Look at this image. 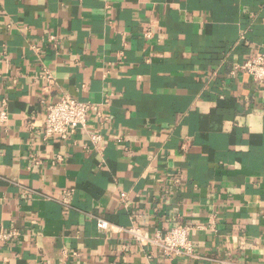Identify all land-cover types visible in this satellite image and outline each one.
<instances>
[{
	"label": "crops",
	"instance_id": "crops-1",
	"mask_svg": "<svg viewBox=\"0 0 264 264\" xmlns=\"http://www.w3.org/2000/svg\"><path fill=\"white\" fill-rule=\"evenodd\" d=\"M257 49L264 0H0V225L18 231L0 264H264V83L240 68ZM63 94L99 111L43 139ZM96 217L215 230L170 259Z\"/></svg>",
	"mask_w": 264,
	"mask_h": 264
},
{
	"label": "built area",
	"instance_id": "built-area-1",
	"mask_svg": "<svg viewBox=\"0 0 264 264\" xmlns=\"http://www.w3.org/2000/svg\"><path fill=\"white\" fill-rule=\"evenodd\" d=\"M148 33H146L147 35ZM49 39H53L50 37ZM247 72L257 83H264V49L255 50L252 55L240 66ZM42 78L48 84L54 82L53 75L44 70ZM98 112L96 104L88 101L77 100L70 95L63 94L55 101L46 104V113L43 119L42 136L43 139L58 136L65 139L68 134L75 132L77 129H85L87 117L91 112ZM8 111L5 103H2L0 109V123L7 120ZM89 139L93 145H97L101 140V134H89ZM174 182L179 183L180 177H174ZM208 228L215 230V219L211 218L209 225L190 226L178 223L165 230H156L153 235L140 229L132 221L128 227L114 225L102 217H96V227L99 231L107 233L126 232L139 245H153L161 251V254L170 259L185 257L189 259H199L201 256L195 250L194 244L189 237L192 229ZM18 231L14 228L5 229L0 225V244L6 243L15 236ZM72 255L75 253L72 252Z\"/></svg>",
	"mask_w": 264,
	"mask_h": 264
}]
</instances>
